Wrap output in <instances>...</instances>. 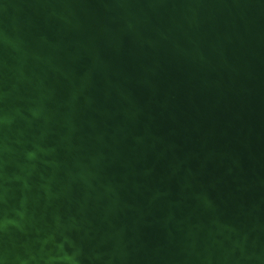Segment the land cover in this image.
I'll list each match as a JSON object with an SVG mask.
<instances>
[{
	"label": "water",
	"instance_id": "1",
	"mask_svg": "<svg viewBox=\"0 0 264 264\" xmlns=\"http://www.w3.org/2000/svg\"><path fill=\"white\" fill-rule=\"evenodd\" d=\"M0 264H264V0H0Z\"/></svg>",
	"mask_w": 264,
	"mask_h": 264
}]
</instances>
